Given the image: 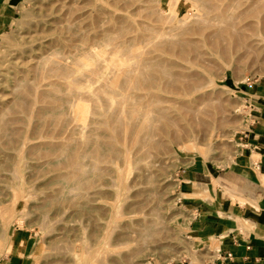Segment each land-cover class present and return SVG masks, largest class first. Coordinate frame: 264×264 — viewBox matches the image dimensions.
<instances>
[{
  "label": "rangeland",
  "instance_id": "1",
  "mask_svg": "<svg viewBox=\"0 0 264 264\" xmlns=\"http://www.w3.org/2000/svg\"><path fill=\"white\" fill-rule=\"evenodd\" d=\"M239 1L245 5L246 0ZM50 2L55 3L53 12L56 3L57 8L66 6H63L64 10L62 6V10H56H61L60 22L63 24L64 21V26L81 31L84 37L102 39L105 38V32H109L114 42L112 39L110 46L101 41L98 51L104 57L108 53L105 59H111L114 54L112 57H117V65L112 58L109 60L113 61L112 64L101 62L104 68L125 67L123 61L127 66H136L139 61L147 59L168 65H192V70L201 73L204 87L184 98L186 102H193L199 107L197 119L195 117L191 127L194 132L187 135L180 133L176 140L174 136H165L164 145L154 151L160 160L157 167L141 180L143 186L138 190L144 191L141 197L143 208H139L141 212L132 213L113 223L114 231L109 238L112 246H100L101 250L96 254L93 249L94 233L104 222L98 220L101 214H96L95 209L103 207L104 203L93 201L92 188L85 190L87 199H81L83 191L80 190L77 173L79 162L82 161L79 155L85 134L81 127L90 126L93 110L102 111L104 105L118 101L125 93V86L116 87L114 93L108 96L101 94L98 83L89 85L83 81L75 91L72 90L74 96L67 95L58 127L53 125L50 128L43 149L29 166L21 169V179H0V264H185L189 262L188 259L195 261L199 250L195 247L189 226L192 210L186 201L181 200L178 178L194 171L211 174L215 181L214 172L224 175L237 162L241 154V137L247 130L245 99L249 96L245 93L255 80H264V33L260 32L252 38L261 42L256 52H248L243 45L232 40L226 43L227 51H223L222 46L221 49L208 46L214 41L210 37L214 23L209 21L216 13H223L227 11L225 7L230 6L235 15L243 10L244 5H235L233 0H65L62 1L65 4L61 2L60 5V1L56 0H20L18 18L0 36V80L10 49L31 25L43 16L51 15V11L47 10ZM69 4L70 7H67ZM172 8L176 10L177 17L169 20ZM66 18L68 21H65ZM262 26L257 27L264 32ZM187 40L195 44L182 46V42ZM124 41L128 42L127 50L115 48L116 44L120 45ZM139 45L142 47L139 53L131 50L137 51L136 46ZM181 52L188 54L184 56ZM132 53H137L139 57ZM182 56L185 59L180 58ZM118 59L122 62H118ZM187 60L193 64H187ZM204 61L206 65H203ZM88 69L82 67L81 74L87 73ZM149 73H153L152 70H148ZM98 91L101 93L98 94ZM94 92L97 94L94 95ZM86 97L90 98L88 103ZM82 98H85V102ZM48 101L47 108H53L54 103ZM79 104L86 105L88 115L91 114L85 120L87 125L84 123L81 126L84 121L82 116H78V109L81 108L77 107ZM73 106L77 108L74 110ZM76 110L78 113H75ZM153 159L154 156L149 160ZM135 192L136 189L132 193ZM83 202L85 215L81 208ZM120 204L119 210L123 207ZM10 243L12 252L7 254ZM83 249H88L89 253L84 255Z\"/></svg>",
  "mask_w": 264,
  "mask_h": 264
},
{
  "label": "bare ground",
  "instance_id": "2",
  "mask_svg": "<svg viewBox=\"0 0 264 264\" xmlns=\"http://www.w3.org/2000/svg\"><path fill=\"white\" fill-rule=\"evenodd\" d=\"M58 1H60L59 5L65 4L62 2L65 0H56V2ZM175 2L177 3V1ZM233 2L235 5H244L239 0H233ZM61 6L63 7L64 5ZM61 6L58 8L62 10ZM54 7L55 3L50 2L47 10L51 11V15L43 16L19 36L10 49L4 68L1 71L0 179L7 181L21 179V169L29 166L30 162L43 149L44 140L49 136L50 128L53 125L58 127L60 119L63 117L64 105L68 100L67 95L74 96L72 90L75 91L79 85H82L83 81L89 85L91 83L100 84L99 91L102 93L99 91L97 93L102 95L104 93L107 96L110 93H114L116 87L125 86L123 91L125 93L118 101L114 103L108 102L109 104L104 105L102 111L92 109L94 111H92V123L89 127H81L85 132L82 152L79 155L82 161L79 162L77 172L79 187L83 191L81 199L84 200L87 196L85 190L92 188L93 201L97 203L102 201L104 203L103 207L98 206L95 209L96 214H101L98 220L104 222L101 224L100 229L94 233L93 246L95 248H92L96 254L100 252V246H112L109 238L114 231L113 223L132 213L141 212L139 208H143L141 197H143L144 193V191L138 192L140 186H143L141 180L157 167V163L160 160L155 156L154 151L164 145L165 136H174L176 140L179 138L178 134L180 133L187 135L194 132L191 127L199 113V107L195 106L193 102H186L184 98L201 91L204 85L201 73L197 70H192L193 66L191 64L193 62L191 60L193 58L185 61L191 65L190 67L178 65V63L168 65L165 62H156L148 59L139 61L138 64L135 63L137 64L136 66H127L124 61L122 62V60L118 59V62H122L125 67L120 68V66L119 69L117 67V69H114V67L104 68L101 62L112 64L113 61L110 62L109 60L114 59L112 56L116 50L114 49L113 53H111L113 54L112 56L110 55L111 59H105L108 53L104 57L98 51L101 48V41L106 42V45L107 43L111 44L110 42H112L113 38L109 36V32L107 30V32L104 31L105 34L103 36L105 38L102 39L84 37V33L81 34V31L77 32L69 27L67 22L65 23L70 29L64 26V21V25L60 22L61 16L59 12L61 10L59 12L56 11L58 10L57 3L53 12L52 9ZM67 7H70V4ZM225 8H227V11L216 13L213 19L209 21L214 23V30L210 35L214 41L208 46H216L218 49L222 48L223 51H227L226 43L232 40L243 45L248 52H256L261 42L259 40L254 41L252 38H255L260 32L264 33L259 31L262 25L264 29V0H246L243 10L237 15L232 12V6ZM139 10L141 11V9ZM169 14V20L177 17V12L173 8ZM63 15H65L64 12ZM66 19L65 21H68ZM69 25L72 26L71 24ZM259 25L260 27H257ZM71 29H73V32ZM203 35L207 36V34ZM191 36L194 37L193 35ZM182 43H184L182 46H193L195 44L192 40ZM148 44L149 46L151 45L150 43ZM236 46L234 49H236ZM119 47H122V50H127L128 42L124 41L120 45H115V48L119 49ZM137 47V51L132 48L131 50L139 53L138 50L142 47L140 45ZM133 53L132 55L137 54ZM181 54L184 53L181 52ZM181 54L178 55L181 56ZM205 54L204 56H206ZM125 56L123 57L125 58ZM184 56L180 58L185 59ZM137 57H139L138 54ZM116 59L117 57L114 59L115 62ZM204 64L206 65V62ZM118 65L120 64L118 63ZM82 67H89L87 73L83 74L84 72L82 71L83 73L81 74ZM148 70H152L153 73L147 74ZM171 70L176 71L172 72ZM97 93L94 92V95ZM87 97L86 102L88 103L90 98L87 99ZM201 97L203 98V96ZM83 99L85 100V98ZM48 100L54 103V107L51 109L46 106ZM84 100L83 102H85ZM83 102L79 103L84 104ZM78 106L81 107L78 109L79 113L77 112L78 110L75 113L77 112L78 116H82V118L80 117L84 121L81 124L82 126L87 120V116L91 114L89 113L90 115H88L86 105H82V107L79 104ZM77 107L73 106V109ZM71 115L73 114L71 113ZM203 115L205 114L203 113ZM153 156L155 160H149ZM135 189L138 193H132ZM119 204L123 205L121 210H119ZM81 208L82 214L85 215L84 202ZM149 226L151 227V225ZM12 248L10 243L6 253L10 254ZM88 253V249H83L84 255Z\"/></svg>",
  "mask_w": 264,
  "mask_h": 264
},
{
  "label": "crops",
  "instance_id": "3",
  "mask_svg": "<svg viewBox=\"0 0 264 264\" xmlns=\"http://www.w3.org/2000/svg\"><path fill=\"white\" fill-rule=\"evenodd\" d=\"M19 4L0 0V36L18 18ZM253 83L245 93L247 130L232 170L214 172L215 181L194 171L178 178L199 250L185 264H264V80Z\"/></svg>",
  "mask_w": 264,
  "mask_h": 264
}]
</instances>
